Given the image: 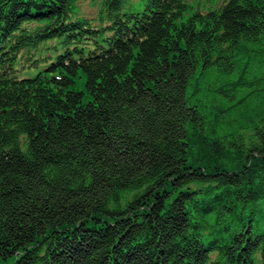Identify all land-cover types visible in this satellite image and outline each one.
Returning <instances> with one entry per match:
<instances>
[{
    "label": "trees",
    "instance_id": "16d2710c",
    "mask_svg": "<svg viewBox=\"0 0 264 264\" xmlns=\"http://www.w3.org/2000/svg\"><path fill=\"white\" fill-rule=\"evenodd\" d=\"M138 1L0 0V264H264V0Z\"/></svg>",
    "mask_w": 264,
    "mask_h": 264
},
{
    "label": "rangeland",
    "instance_id": "374dc122",
    "mask_svg": "<svg viewBox=\"0 0 264 264\" xmlns=\"http://www.w3.org/2000/svg\"><path fill=\"white\" fill-rule=\"evenodd\" d=\"M99 0H83V2L80 4L79 10H81L83 13H87L89 15H93L96 10L97 6L93 4L92 2H97ZM221 2V0H191L192 5L201 6L203 8L209 7L210 5H213V7L218 6V4ZM141 4L138 0H136L135 5L133 3L130 5V7L126 8V10L132 9L136 10L137 8H140ZM55 51L54 49L49 50H42L38 53V60H39V67L38 68H22L20 69V66H18L19 70L17 71L16 75L18 78L22 79L25 77H33L37 74L40 70H45L48 65L52 61H54L57 57V55L60 53ZM76 89L79 90H85V78H79L77 80Z\"/></svg>",
    "mask_w": 264,
    "mask_h": 264
}]
</instances>
